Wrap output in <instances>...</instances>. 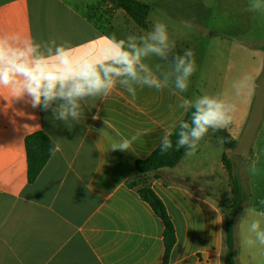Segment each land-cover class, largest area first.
Masks as SVG:
<instances>
[{
    "label": "crops",
    "instance_id": "crops-1",
    "mask_svg": "<svg viewBox=\"0 0 264 264\" xmlns=\"http://www.w3.org/2000/svg\"><path fill=\"white\" fill-rule=\"evenodd\" d=\"M98 1L99 8L86 9H105ZM88 2L0 0V39L12 47L31 44L43 57L62 47L71 50L74 63H94L108 40L123 41V50L131 54L140 52L137 77L110 74L114 84L107 95L102 90L75 98V118H59L62 110H73L65 99L33 107L28 95L17 97L12 86H0V264H162L163 225L139 198L142 186L162 201L174 226L176 244L168 264H224L220 201L230 197V189L221 157L230 152L222 133L238 141L248 105L240 118L223 107L231 123L209 127L195 153L188 156L190 149L174 168L140 172L141 162L174 131L188 108L197 109L196 88L188 77L185 90L177 87L182 72L176 66L179 59L191 61L195 72L203 55L195 50L187 55V41L173 32L166 7L150 8L140 27L122 10L94 23L79 9ZM196 2L211 5V0ZM156 24L165 27L164 44L151 38ZM178 26L202 28L198 22ZM149 45L162 54L146 51ZM152 79L159 87L145 83ZM35 133L44 134L55 149L28 184L24 140ZM125 141L129 147L121 150ZM215 145L222 147L221 155L211 150ZM258 148L250 150L246 167L248 174L259 173L260 194L253 199L249 191L237 226V264H264V245L252 230L255 223L257 232H264V141ZM133 181L138 185L128 188Z\"/></svg>",
    "mask_w": 264,
    "mask_h": 264
},
{
    "label": "rangeland",
    "instance_id": "rangeland-1",
    "mask_svg": "<svg viewBox=\"0 0 264 264\" xmlns=\"http://www.w3.org/2000/svg\"><path fill=\"white\" fill-rule=\"evenodd\" d=\"M98 0H89L80 11L88 15L87 6H97ZM217 1V6L215 2ZM140 2V1H139ZM154 12L166 7L167 20L174 24L173 32L181 35L193 50L202 53L203 60L189 77L196 88L195 98L207 97L221 103L223 107L237 113L248 105L247 117L243 120L241 132L247 121L254 99L256 83L264 69V0H211L210 6H201L196 0H167L166 3L143 0ZM95 17L100 12H93ZM198 22L199 29L191 30L179 23ZM189 63H192L191 61ZM204 136V135H203ZM202 136V137H203ZM264 141V116L251 153L259 149ZM202 142L198 140L197 147ZM215 153H223L222 147H212ZM249 157V156H248ZM234 171L242 178L244 189L252 192L253 199L260 194L256 186L254 171L247 172V161L233 158ZM249 176L250 182L247 180Z\"/></svg>",
    "mask_w": 264,
    "mask_h": 264
},
{
    "label": "clouds",
    "instance_id": "clouds-1",
    "mask_svg": "<svg viewBox=\"0 0 264 264\" xmlns=\"http://www.w3.org/2000/svg\"><path fill=\"white\" fill-rule=\"evenodd\" d=\"M151 38L160 44L166 42L167 35L163 24H156ZM123 45V41L108 40V46L101 49V58L94 63L86 59L74 63L71 50L62 47L56 49L54 56L43 57L37 54V46L29 44L23 48L12 47L6 40L0 39V86H12L13 94L17 97L28 95L32 98L33 107L43 105L47 108L55 99H65L73 104V110L70 113L62 110L59 118L65 119L68 114L75 118L78 115L74 110L75 98L95 95L102 90L107 95V90L114 84L110 74L127 75L133 79L137 77L135 66L139 61L140 52L131 54L123 50ZM146 51L162 54V50L153 45H149ZM187 55L191 56L192 53L188 52ZM176 70L182 72V75L177 77V87L185 90L187 77L193 73L194 64L179 59ZM145 83L159 87L155 79L146 80ZM230 123L231 118L223 111V105L205 97L197 103L191 141L189 136L182 132L179 145H188L191 151L187 155L191 156L195 153L196 141L202 138L209 127L224 128ZM183 127L187 128L188 125L184 124ZM119 147L121 150L127 149L129 144L125 141ZM169 147L170 142L165 140L163 149L167 150ZM257 228L258 225L253 223L252 230L256 232L259 243L264 245V232H257ZM247 243L251 244L252 241Z\"/></svg>",
    "mask_w": 264,
    "mask_h": 264
},
{
    "label": "trees",
    "instance_id": "trees-1",
    "mask_svg": "<svg viewBox=\"0 0 264 264\" xmlns=\"http://www.w3.org/2000/svg\"><path fill=\"white\" fill-rule=\"evenodd\" d=\"M101 4L106 5L105 9H91L88 13V20L97 23L103 16L110 17L115 10H122L136 25L144 26L150 7L136 0H101ZM93 12H100L99 16L95 17ZM264 49V45L261 47ZM197 109L190 106L186 112L184 119L174 129V131L165 139L170 142L171 147L167 150L163 149L164 142L150 154L147 159L141 162L139 166L140 172L158 171L163 168H174L183 156L190 150L188 145L180 146L179 140L181 133L189 136L191 141V130L195 127L193 117ZM188 127L184 128L183 125ZM223 135V147L230 154H225L221 157L222 168L227 174L228 185L230 189V197L220 201V210L223 215V263L237 264V244L238 232L237 226L244 215V205L249 197L248 191L244 189L242 178L234 171V157L248 162L249 157L242 158L232 153L237 141L230 138L225 133ZM24 148L26 155V179L28 184H32L48 160L54 152V144L42 133H35L25 138ZM137 182L133 181L127 184L128 188H135ZM139 198L146 203L157 218L162 222V244L163 258L162 264H168L171 251L176 244V236L174 226L169 217L162 201L148 187L142 186L137 190Z\"/></svg>",
    "mask_w": 264,
    "mask_h": 264
},
{
    "label": "water",
    "instance_id": "water-1",
    "mask_svg": "<svg viewBox=\"0 0 264 264\" xmlns=\"http://www.w3.org/2000/svg\"><path fill=\"white\" fill-rule=\"evenodd\" d=\"M264 114V69L260 75L256 87L254 99L249 111L245 126L240 134L232 153L236 156L247 158L256 138L257 131Z\"/></svg>",
    "mask_w": 264,
    "mask_h": 264
}]
</instances>
